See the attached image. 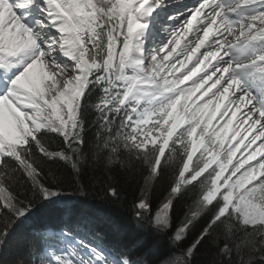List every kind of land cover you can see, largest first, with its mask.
Segmentation results:
<instances>
[{"label":"snow or ice","instance_id":"snow-or-ice-1","mask_svg":"<svg viewBox=\"0 0 264 264\" xmlns=\"http://www.w3.org/2000/svg\"><path fill=\"white\" fill-rule=\"evenodd\" d=\"M97 172L161 264H264V0H0V264H153L79 226L17 239Z\"/></svg>","mask_w":264,"mask_h":264},{"label":"trees","instance_id":"trees-1","mask_svg":"<svg viewBox=\"0 0 264 264\" xmlns=\"http://www.w3.org/2000/svg\"><path fill=\"white\" fill-rule=\"evenodd\" d=\"M95 176L99 177V179H94L91 173L87 174L84 180L81 181V183L84 185L82 189H79L78 185H73L72 187L67 188L63 193L64 198L67 197L68 199V197H73L74 201H77L78 206L82 208V216L84 214L85 216H88L85 217V219L91 218L92 215H96L98 217L99 214L103 213V216H106L107 218L106 220H108V222H110L117 228L119 234L125 236V240L130 239L129 242H134V244L142 243L143 251L141 252H150L151 254L148 258L151 261L164 260L166 257L171 255L174 249L169 241L168 236L157 234L151 229L140 230L137 227L136 222L133 219L131 210L134 195H138V192L135 191L134 187L129 188L127 183H125L123 177L121 176L120 199L117 200L108 198L105 195V187L107 181L104 179L101 172H97ZM166 187V181H161L157 185L156 191L153 194L154 206L160 199L163 198ZM187 202V199H185L177 203L174 212V215L176 217H180L182 215ZM42 208L37 211L38 215H43V218L49 219V217H51V211H45L42 210ZM69 208L73 209L72 207ZM69 208L60 207L56 209L58 210V213H56V215H54V213L51 214L53 217H62L60 215H64L65 213L69 212ZM71 212L74 211L72 210ZM110 234L112 235V233ZM17 239L19 241H23L26 238H23L22 235H18ZM188 242L191 243L192 241ZM208 259L209 257L205 254V250L201 249V252L197 255L196 258V264H208Z\"/></svg>","mask_w":264,"mask_h":264},{"label":"rangeland","instance_id":"rangeland-1","mask_svg":"<svg viewBox=\"0 0 264 264\" xmlns=\"http://www.w3.org/2000/svg\"><path fill=\"white\" fill-rule=\"evenodd\" d=\"M194 238V237H193ZM189 241H191L190 239H189Z\"/></svg>","mask_w":264,"mask_h":264}]
</instances>
